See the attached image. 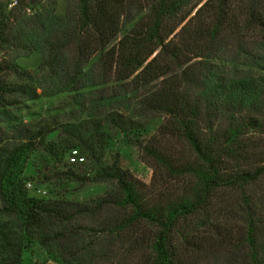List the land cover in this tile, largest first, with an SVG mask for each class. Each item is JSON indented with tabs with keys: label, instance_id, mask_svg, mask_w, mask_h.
<instances>
[{
	"label": "trees",
	"instance_id": "1",
	"mask_svg": "<svg viewBox=\"0 0 264 264\" xmlns=\"http://www.w3.org/2000/svg\"><path fill=\"white\" fill-rule=\"evenodd\" d=\"M63 1L61 14L57 0L45 4V24L23 13L39 0L0 4V47L31 38L41 58L38 75L15 70L11 83L1 74L17 65L0 60V107L36 87L78 105L74 119L23 128L0 180L20 149L41 147L75 151L84 159L71 165L87 160L94 173L68 168L66 177L111 188L78 205L12 195L9 177L0 190L15 221L0 218V264H21L28 234L61 247L64 222L106 209L110 246L125 239V256L141 264H264V0ZM119 136L151 167L150 184L108 155Z\"/></svg>",
	"mask_w": 264,
	"mask_h": 264
},
{
	"label": "rangeland",
	"instance_id": "2",
	"mask_svg": "<svg viewBox=\"0 0 264 264\" xmlns=\"http://www.w3.org/2000/svg\"><path fill=\"white\" fill-rule=\"evenodd\" d=\"M9 1L0 0V4H6L8 10L10 9ZM49 1L39 0L38 6L32 9H24L23 13L25 11L30 14V17L32 14H39L41 15V22L45 24V4L48 6ZM65 5L63 0H57L56 10L59 14L63 13ZM17 28L16 25L10 30L11 36L16 35ZM30 39L24 38L22 42L18 43V46L9 49L0 47V60L4 62L3 64L17 65L15 68L4 69L3 74H1L3 82L18 81L19 75L15 70H27L34 76L39 74L40 54L35 50H30L31 47L34 48L33 45L29 44ZM34 86L31 85V87ZM50 92H53L50 87L45 88L44 91L40 87H36L32 98L9 97V104L0 107V172L2 161L7 154L15 146L25 142L23 128H25L24 130L27 128L36 130L41 124L47 122L50 124L56 120L64 121L78 117V113H76L78 105L73 103L70 95L66 93L52 94ZM156 123V121L152 122V130L150 131H153ZM56 138L57 132H52L47 136V139L52 141H55ZM114 154H117L118 162L122 168L128 170L141 182L150 184L152 169L149 164L142 160L135 145L119 136L108 149L109 156ZM68 168L82 174H90V176L94 173V168L87 160L82 166L71 165L70 155L68 156L67 153H58L54 156L41 147L29 150L20 149L16 154L14 165L5 178L0 180V189L5 187L9 177V179H13L15 175L17 184L11 189L12 185L9 190L13 191L12 195H15L16 192L25 191L26 196L29 197L58 198L78 205H89L105 196L111 188V184L106 181L82 182L69 179L65 175ZM27 182H30V187L27 186ZM2 199L0 190V218L10 222L15 221L14 214L4 208ZM112 217V210L106 209L99 210L92 215L80 213L72 221L64 222L61 232L66 238L61 239V247H57L55 241L46 245L40 243L43 233L40 235L35 232L28 234L25 239L26 246L22 252L21 264H141L138 258L131 259L125 256V249L128 246V241L125 239L119 241L115 247L110 246L111 240L107 230L108 222ZM80 226L90 228V230L78 231V233L76 231L75 234L70 233L75 227ZM99 241L101 242L98 243ZM61 251L64 254L62 259Z\"/></svg>",
	"mask_w": 264,
	"mask_h": 264
},
{
	"label": "built area",
	"instance_id": "3",
	"mask_svg": "<svg viewBox=\"0 0 264 264\" xmlns=\"http://www.w3.org/2000/svg\"><path fill=\"white\" fill-rule=\"evenodd\" d=\"M16 4H17V0H10L8 3V6L12 7ZM83 159L84 158L82 156H80L78 153H76L75 151H72V154L70 155V161L71 162H81V161H83ZM27 186L28 187L31 186L30 182H27Z\"/></svg>",
	"mask_w": 264,
	"mask_h": 264
}]
</instances>
